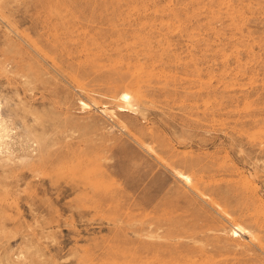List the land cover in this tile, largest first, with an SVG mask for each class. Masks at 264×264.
<instances>
[{
	"label": "rangeland",
	"instance_id": "rangeland-1",
	"mask_svg": "<svg viewBox=\"0 0 264 264\" xmlns=\"http://www.w3.org/2000/svg\"><path fill=\"white\" fill-rule=\"evenodd\" d=\"M0 114V264H264V0H0Z\"/></svg>",
	"mask_w": 264,
	"mask_h": 264
},
{
	"label": "bare ground",
	"instance_id": "bare-ground-1",
	"mask_svg": "<svg viewBox=\"0 0 264 264\" xmlns=\"http://www.w3.org/2000/svg\"><path fill=\"white\" fill-rule=\"evenodd\" d=\"M126 81V80H124ZM125 83V82H124ZM118 85V84H117ZM129 85V84H128ZM123 86V85H122ZM117 87V86H116ZM120 88V85L118 87V91L116 92V95H115V99L120 101L119 104H117V109L118 111L120 112H128V113H132V114H136L137 113V108L135 107L136 106V92H131V91H128L126 90L125 88ZM115 89V88H114ZM117 89V88H116ZM134 91V90H133ZM139 96V95H138ZM137 96V97H138ZM139 100V99H138ZM82 105L85 107V108H90V105L84 101H81ZM113 110V109H112ZM105 111V110H104ZM103 111V112H104ZM112 112V111H110ZM0 119H1V114H0ZM1 153V152H0ZM1 155V154H0ZM180 177L182 179H185L187 180L188 182H191V176L188 175V174H185V173H180ZM160 227V226H159ZM231 232V235H234V236H239V235H244L246 233H250V231L244 227L243 225L241 224H235L233 225L232 229L230 230ZM174 236V235H173ZM163 237V236H162ZM251 238H255V235H251ZM251 243H253L252 240H250ZM144 244V243H143ZM171 244V243H170ZM183 244V243H182ZM165 245V244H164ZM168 245V244H167ZM163 246L164 248H161L162 246H159L158 247V244L156 245L155 249H153V254H157L158 252L162 253V252H166L170 255L171 257V260H172V263H169V264H180V262H182L183 258H185L187 255H189L190 253L193 252L192 249H189L188 246H186L188 249L187 250H184V251H179L177 250L175 247H172V246ZM241 245V244H239ZM239 245L237 247H239ZM174 246V245H173ZM241 247V246H240ZM243 247V245H242ZM250 247H251V244H250ZM159 248H161L162 250H160ZM247 247L245 246V249ZM249 249V248H248ZM187 259V258H186ZM204 261V260H203Z\"/></svg>",
	"mask_w": 264,
	"mask_h": 264
}]
</instances>
